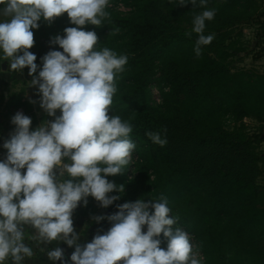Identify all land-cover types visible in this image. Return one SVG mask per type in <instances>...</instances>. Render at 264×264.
<instances>
[{
  "label": "trees",
  "instance_id": "trees-1",
  "mask_svg": "<svg viewBox=\"0 0 264 264\" xmlns=\"http://www.w3.org/2000/svg\"><path fill=\"white\" fill-rule=\"evenodd\" d=\"M117 1L131 11L98 0L10 2L35 36L64 40L81 24L99 37L95 52L79 43L71 51L83 60L82 88L71 95L83 113L70 120L78 121L79 138L65 155L77 162L80 150L86 158L96 150L117 176L127 169L123 152H131L137 169L131 182L166 199L140 225L146 233L153 226L166 264H199L183 259L179 228L203 253L201 264H264V72L236 65L246 57L236 36L254 19L258 1ZM158 61L167 90L155 108L150 85ZM246 118L257 121V132ZM107 192L119 202L117 187L109 183Z\"/></svg>",
  "mask_w": 264,
  "mask_h": 264
},
{
  "label": "rangeland",
  "instance_id": "rangeland-1",
  "mask_svg": "<svg viewBox=\"0 0 264 264\" xmlns=\"http://www.w3.org/2000/svg\"><path fill=\"white\" fill-rule=\"evenodd\" d=\"M98 1L123 14L131 11L117 0ZM257 1L254 19L244 22L242 34L236 33L246 46V57L236 65L264 72V0ZM10 2L0 0V194L15 202L13 209L20 201L21 211L31 212L34 204H40V210L38 228L19 233L18 239H12L16 224L0 230V264H58L51 255L53 247L66 248L78 264L168 263L150 232L153 226L149 233L140 227L161 211L166 199L160 192L138 190L131 182L137 174L131 152H123L127 169L117 176L107 172L111 165H103L96 150L88 158L86 149L80 150L77 162L65 155L79 138V123L70 120L83 113L71 96L82 88L83 60L71 51L95 52L100 44L97 32L75 24L72 36L64 40L56 33L35 36L34 29L17 21ZM28 61H39L42 67L34 70ZM151 78V104L160 108L167 85L159 61ZM3 94L7 97L1 99ZM245 122L257 132L255 119ZM259 151L264 156V140ZM83 170L86 175L81 177ZM259 181L264 187V175ZM109 183L118 188L117 203L110 201ZM179 236L185 244L183 259L204 262L198 245L181 228ZM23 241L24 247H15Z\"/></svg>",
  "mask_w": 264,
  "mask_h": 264
},
{
  "label": "crops",
  "instance_id": "crops-1",
  "mask_svg": "<svg viewBox=\"0 0 264 264\" xmlns=\"http://www.w3.org/2000/svg\"><path fill=\"white\" fill-rule=\"evenodd\" d=\"M6 97L7 96L5 95V98ZM10 200L8 198L5 199L2 195L0 196V230H2V228L9 229L10 226L14 227L15 226L14 224H16L17 226L14 227L16 229L14 232L15 234L12 236V239L15 240V239H18L19 233L22 234L24 231L27 232L30 228L31 229L38 228L37 226L39 224H38V221H37L38 219L36 216H37L38 211L40 210L39 208L40 204H34V208L31 212L28 210L21 211L19 209L20 201H18L19 203H17V206H15V209H13L12 206L15 202L12 203ZM16 207H18V209H16ZM41 229L42 228L37 229V233ZM7 245L9 244L7 243ZM20 245L24 247L26 245V242L23 241L22 244H19L15 247L22 248ZM13 258H15L16 260L21 258L23 260L22 256L20 257L14 256Z\"/></svg>",
  "mask_w": 264,
  "mask_h": 264
},
{
  "label": "water",
  "instance_id": "water-1",
  "mask_svg": "<svg viewBox=\"0 0 264 264\" xmlns=\"http://www.w3.org/2000/svg\"><path fill=\"white\" fill-rule=\"evenodd\" d=\"M78 258L71 252L63 253L62 260H57L58 264H78Z\"/></svg>",
  "mask_w": 264,
  "mask_h": 264
},
{
  "label": "flooded vegetation",
  "instance_id": "flooded-vegetation-1",
  "mask_svg": "<svg viewBox=\"0 0 264 264\" xmlns=\"http://www.w3.org/2000/svg\"><path fill=\"white\" fill-rule=\"evenodd\" d=\"M67 249L64 247H59L58 249H54V247L51 250L52 257L57 260H62L63 253H67Z\"/></svg>",
  "mask_w": 264,
  "mask_h": 264
}]
</instances>
